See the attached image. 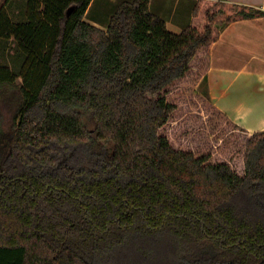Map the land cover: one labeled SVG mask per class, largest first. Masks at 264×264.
<instances>
[{
    "label": "trees",
    "instance_id": "obj_1",
    "mask_svg": "<svg viewBox=\"0 0 264 264\" xmlns=\"http://www.w3.org/2000/svg\"><path fill=\"white\" fill-rule=\"evenodd\" d=\"M14 1L0 8L23 56L19 73L0 63V264H264V130L206 83L222 29L264 9L198 0L176 33L151 0L122 2L106 29L84 19L92 0H24L19 19ZM229 128L239 164L215 154Z\"/></svg>",
    "mask_w": 264,
    "mask_h": 264
},
{
    "label": "crops",
    "instance_id": "obj_2",
    "mask_svg": "<svg viewBox=\"0 0 264 264\" xmlns=\"http://www.w3.org/2000/svg\"><path fill=\"white\" fill-rule=\"evenodd\" d=\"M124 1L92 0L84 19L106 29ZM198 0H151V10L180 33L191 23ZM264 9V0H229ZM5 0H0V8ZM207 86L212 101L249 132L264 130V15L227 24L211 46Z\"/></svg>",
    "mask_w": 264,
    "mask_h": 264
},
{
    "label": "rangeland",
    "instance_id": "obj_3",
    "mask_svg": "<svg viewBox=\"0 0 264 264\" xmlns=\"http://www.w3.org/2000/svg\"><path fill=\"white\" fill-rule=\"evenodd\" d=\"M26 2L24 0H15L11 3L10 11L13 15L14 19H19L22 17V14L25 15ZM192 22V21H191ZM23 56L21 53L16 49L15 43L11 41H4L0 39V63H8L12 69L19 73L20 68L22 65ZM21 80V78H20ZM197 91H202V87H198ZM13 105L3 99L0 100V159L3 157L6 147L8 144V140L13 132ZM196 118V115L190 116V119L193 120ZM173 120H177L176 115L173 117ZM179 131L178 128L175 129ZM213 130V129H212ZM231 129L222 130L220 131V135L229 134L228 137L221 143V141L215 146V154L220 157H228L233 154V157L236 158V163L239 164L241 153L240 149L242 148L243 140L240 138H233L230 134ZM236 135V132H234ZM220 137V136H219ZM198 141V140H197ZM240 147V149H239ZM240 166V165H238Z\"/></svg>",
    "mask_w": 264,
    "mask_h": 264
}]
</instances>
